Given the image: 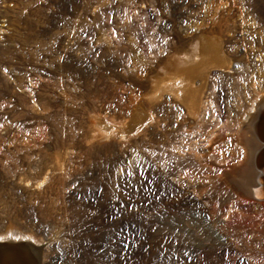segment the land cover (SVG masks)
<instances>
[{
	"label": "rangeland",
	"instance_id": "rangeland-1",
	"mask_svg": "<svg viewBox=\"0 0 264 264\" xmlns=\"http://www.w3.org/2000/svg\"><path fill=\"white\" fill-rule=\"evenodd\" d=\"M163 67L205 84L196 123L152 95ZM262 92L264 0H0V238L42 264H264V204L195 154Z\"/></svg>",
	"mask_w": 264,
	"mask_h": 264
},
{
	"label": "bare ground",
	"instance_id": "bare-ground-1",
	"mask_svg": "<svg viewBox=\"0 0 264 264\" xmlns=\"http://www.w3.org/2000/svg\"><path fill=\"white\" fill-rule=\"evenodd\" d=\"M209 46L210 45H208V50ZM212 46L214 45L212 44ZM201 48L202 50L203 48L205 49V47ZM200 50L198 49V51ZM203 51L202 53L205 55ZM209 56L211 57V55ZM214 56L215 55L212 57L213 59H215ZM191 62H193V60ZM212 63L214 65V62ZM208 65H210V63H208ZM173 70H175V68ZM161 73L162 77L160 81L155 84L152 95L157 96L160 101L166 96L176 99L182 104L186 113L192 116V120H195L196 123L195 118L201 109L202 94L205 84H203L202 87L195 86L193 81L189 80L182 71L170 74L167 68L163 67ZM231 116L233 115L231 114ZM148 118V113L145 112V110L142 111L141 120L138 119L136 115L133 116L129 122V130L135 126L137 121L142 123ZM230 126L233 130L221 141L223 146L218 145L220 147L215 150L205 149L201 152L198 150L195 154L200 155L201 153L202 159L212 155H216L215 157L222 156L223 167L221 171L223 170L226 173L225 177L231 183V189L238 192V194L242 195L251 203L264 204V200L262 199V196H264V178L262 176L264 175V166H262L264 163V92L252 98L246 109H242L239 114L235 113L234 119L232 122L230 121L228 127ZM100 127L102 129H108V126L104 124ZM212 140L213 138L211 137L210 141ZM224 157L227 158L225 159ZM12 237H14L12 233H8L4 237H1L7 242L5 241V244L0 243V264H42L40 261L34 262L26 253L29 248L16 243L15 238Z\"/></svg>",
	"mask_w": 264,
	"mask_h": 264
},
{
	"label": "water",
	"instance_id": "water-1",
	"mask_svg": "<svg viewBox=\"0 0 264 264\" xmlns=\"http://www.w3.org/2000/svg\"><path fill=\"white\" fill-rule=\"evenodd\" d=\"M262 166H264V163H263V165ZM263 176V178H264V175H262ZM261 179V178H260ZM262 199L264 200V196H262Z\"/></svg>",
	"mask_w": 264,
	"mask_h": 264
},
{
	"label": "snow or ice",
	"instance_id": "snow-or-ice-1",
	"mask_svg": "<svg viewBox=\"0 0 264 264\" xmlns=\"http://www.w3.org/2000/svg\"><path fill=\"white\" fill-rule=\"evenodd\" d=\"M12 238L19 239V237H12ZM0 239H2V238H0Z\"/></svg>",
	"mask_w": 264,
	"mask_h": 264
}]
</instances>
